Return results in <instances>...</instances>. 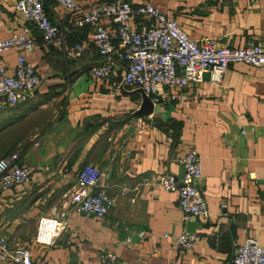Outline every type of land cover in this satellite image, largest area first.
<instances>
[{"label":"crops","instance_id":"1","mask_svg":"<svg viewBox=\"0 0 264 264\" xmlns=\"http://www.w3.org/2000/svg\"><path fill=\"white\" fill-rule=\"evenodd\" d=\"M15 1L0 0V37L30 28L36 45L26 58L39 84L29 100L0 108V156L17 151L31 169L29 184L0 191V234L10 246L29 248L39 264H106L107 251L122 264H230L246 237L264 240V68L232 62L220 82H191L183 99L153 104L151 114L138 115L141 94L115 86L120 69L106 78L91 76L90 66L100 61L97 48L78 58L65 55L66 47L88 38L91 27H73L66 9L41 0L50 20L68 29L62 46L46 44ZM149 1L192 38L228 47L253 40L264 49V0ZM16 54L13 48L1 52L0 67L12 73ZM190 146L201 157L199 187L208 220L182 222L176 193L158 186L119 192L143 176L167 171L180 177L178 158ZM85 163L101 170L113 209L102 218L69 212L54 243H38V219L64 200ZM182 228L199 236L190 250L173 243ZM0 264L20 263L0 258Z\"/></svg>","mask_w":264,"mask_h":264},{"label":"built area","instance_id":"2","mask_svg":"<svg viewBox=\"0 0 264 264\" xmlns=\"http://www.w3.org/2000/svg\"><path fill=\"white\" fill-rule=\"evenodd\" d=\"M54 1L73 16V27H91L88 38L66 47L65 55L78 58L95 46L101 59L90 67L91 76L106 78L114 68L120 69L122 75L115 86L121 90L141 88L153 104L183 99L184 87L202 81L204 72H209L212 82H220L232 62L264 68V49L259 42L250 40L240 47H228L217 45L210 38L197 40L149 0ZM15 9L34 25L46 44L63 45L68 29L50 20L41 0H16ZM262 22L264 29V1ZM35 45L36 38L27 25L0 37V53L12 48L17 50L13 72L0 67V108L25 102L35 94L39 76L26 58V52ZM178 162L182 166L180 177L167 171L143 176L132 187L121 186L119 192L125 194L132 190L135 194L141 185L158 186L176 193L182 222L195 217L208 220L206 198L199 187L202 177L199 153L190 146ZM101 176V170L92 163L79 168L76 182L64 200L52 204L49 212L38 219L35 234L38 243L53 244L58 233L68 225L69 212L102 218L113 209L114 199L107 193ZM30 182L31 169L19 162L17 151L0 156V191ZM226 205L221 203V208ZM198 237L196 232L182 228L173 235V243L182 250H190ZM0 258L20 264H39L33 260L29 248L10 246L4 234H0ZM104 262L122 264L113 251L105 252ZM230 264H264V240L246 237L235 246Z\"/></svg>","mask_w":264,"mask_h":264},{"label":"water","instance_id":"3","mask_svg":"<svg viewBox=\"0 0 264 264\" xmlns=\"http://www.w3.org/2000/svg\"><path fill=\"white\" fill-rule=\"evenodd\" d=\"M209 75H210L209 72H204L203 78L209 79ZM134 90L138 91L141 94V98H142L141 103L135 113L143 116H147L151 114L153 112V103L149 98V96H147L141 88H136Z\"/></svg>","mask_w":264,"mask_h":264},{"label":"trees","instance_id":"4","mask_svg":"<svg viewBox=\"0 0 264 264\" xmlns=\"http://www.w3.org/2000/svg\"><path fill=\"white\" fill-rule=\"evenodd\" d=\"M93 47H95V46H93ZM95 48H96V47H95ZM98 53H99V52H98ZM100 59H101V57H100ZM97 63H99V61H98V62H96V63H93L92 65H94V64H97ZM92 65H91V66H92ZM91 66H90V67H91Z\"/></svg>","mask_w":264,"mask_h":264}]
</instances>
